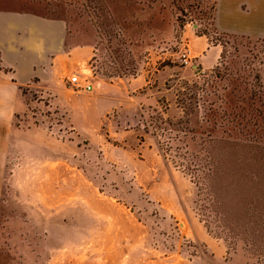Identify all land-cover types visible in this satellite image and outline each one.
Instances as JSON below:
<instances>
[{
  "label": "rangeland",
  "instance_id": "obj_1",
  "mask_svg": "<svg viewBox=\"0 0 264 264\" xmlns=\"http://www.w3.org/2000/svg\"><path fill=\"white\" fill-rule=\"evenodd\" d=\"M215 1L103 0L97 9L87 0H0V9L58 16L64 48L90 49L59 84L20 90L0 264H123V253L139 251L143 264H264V244L248 249L238 218L244 183L264 197V139L239 140L240 127L223 119L234 107L245 113L250 90L264 104V39L218 33ZM192 30L221 48L208 70L177 61ZM75 74L91 91L70 86ZM223 131L234 139L222 141ZM206 157L219 178L201 179ZM202 182L216 191V210Z\"/></svg>",
  "mask_w": 264,
  "mask_h": 264
},
{
  "label": "crops",
  "instance_id": "obj_2",
  "mask_svg": "<svg viewBox=\"0 0 264 264\" xmlns=\"http://www.w3.org/2000/svg\"><path fill=\"white\" fill-rule=\"evenodd\" d=\"M214 27L218 33L264 39V0H216ZM65 24L31 12L0 9V198L13 128V118L23 107L20 90L59 84V78L85 64L88 46L64 48ZM195 68L208 70L221 48L193 30L183 34ZM146 85V84H143ZM134 246L142 244L141 237ZM142 253L125 254L123 264H143ZM152 264V263H149Z\"/></svg>",
  "mask_w": 264,
  "mask_h": 264
},
{
  "label": "trees",
  "instance_id": "obj_3",
  "mask_svg": "<svg viewBox=\"0 0 264 264\" xmlns=\"http://www.w3.org/2000/svg\"><path fill=\"white\" fill-rule=\"evenodd\" d=\"M88 2H93L94 3V8L97 9H105L103 6V0H87ZM49 18V17H48ZM52 19H60L58 16H52L50 17ZM61 20V19H60ZM197 36H202L203 33H198L196 34ZM221 54V53H220ZM232 90H235V87L232 88ZM258 91H251L248 93L247 96V101L241 100L242 103L246 105L245 113L240 114V112H243V108L241 107H234L238 109L239 113L232 115L230 118L231 112L226 114V117L223 119H226V125H232V128L234 127H240L237 131L240 134L239 140H258L261 141L264 139V104L260 102V96L256 95ZM256 97V103H257V108L254 106L253 98ZM226 104V103H225ZM232 108L231 110H233ZM224 115V113H223ZM237 121L236 123H234ZM231 128V129H232ZM249 128H253V130H260L261 134H252L250 135L247 133ZM243 132V133H242ZM224 134L220 138H222V141H229L230 139H234V136L230 133H225V131L222 132ZM206 161H204V164H201L200 166L205 169L206 167V172L202 174V178L204 177H210V179H216L219 178L220 175L222 174L219 170L218 167L215 166H209L210 159L209 157H206ZM243 176L250 175L249 172L243 171L242 172ZM214 181V180H213ZM203 185L202 187L205 188V193L208 195L209 199H211V205L213 209L216 210L218 206V198L216 191H212V188L206 184V182H202ZM242 186V185H241ZM243 190L249 192L246 194L244 198H247L248 200L242 199V209L244 210L241 216L238 218L240 219V222L242 225L245 227L243 229L242 233L244 234V237L241 238L245 241L246 246L248 249L252 247V243L259 242L264 244V197H261L262 190L261 188L257 185L255 182H251L250 184L244 183L243 184ZM249 195V196H247ZM221 222L223 223L226 218H224V215H220ZM253 226H258L256 232L249 231L247 228ZM226 226V225H225ZM227 227L230 228L229 224H227ZM232 229V228H231ZM230 229V230H231ZM235 231V230H234ZM251 237H254V240H252ZM252 241V243H251Z\"/></svg>",
  "mask_w": 264,
  "mask_h": 264
},
{
  "label": "built area",
  "instance_id": "obj_4",
  "mask_svg": "<svg viewBox=\"0 0 264 264\" xmlns=\"http://www.w3.org/2000/svg\"><path fill=\"white\" fill-rule=\"evenodd\" d=\"M191 60V50L188 47L183 48L177 56L178 63L184 67L190 66ZM192 68H194V66H192ZM68 83L72 88L80 90L82 92H89L92 89V86L88 79L84 77H79L77 74L69 77Z\"/></svg>",
  "mask_w": 264,
  "mask_h": 264
}]
</instances>
